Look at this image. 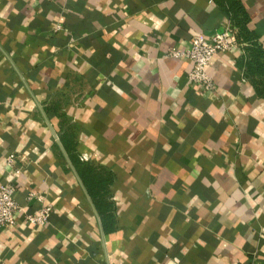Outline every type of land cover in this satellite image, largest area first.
Here are the masks:
<instances>
[{
    "label": "crops",
    "instance_id": "0c3cea01",
    "mask_svg": "<svg viewBox=\"0 0 264 264\" xmlns=\"http://www.w3.org/2000/svg\"><path fill=\"white\" fill-rule=\"evenodd\" d=\"M227 2L0 0V185L23 208L0 264H264V0L213 91L169 54L234 27ZM66 142L111 174V232Z\"/></svg>",
    "mask_w": 264,
    "mask_h": 264
},
{
    "label": "built area",
    "instance_id": "2783aa9c",
    "mask_svg": "<svg viewBox=\"0 0 264 264\" xmlns=\"http://www.w3.org/2000/svg\"><path fill=\"white\" fill-rule=\"evenodd\" d=\"M191 46L186 50L172 49L169 54L172 56L188 57L193 66L189 73L190 80L200 86L203 91H213L215 83L213 78L206 71L210 61L219 53H225L240 45L237 31L231 25L211 35L198 33L192 36ZM12 158V155L9 157ZM83 160H88L84 157ZM17 185L9 182L0 185V229L15 226L16 215L23 210L15 199ZM42 206L34 212L24 216V221L36 227H43L49 223L52 213V206L45 203L42 196H38Z\"/></svg>",
    "mask_w": 264,
    "mask_h": 264
},
{
    "label": "trees",
    "instance_id": "16d2710c",
    "mask_svg": "<svg viewBox=\"0 0 264 264\" xmlns=\"http://www.w3.org/2000/svg\"><path fill=\"white\" fill-rule=\"evenodd\" d=\"M242 0H228V6L226 10L232 17L233 26L238 29V38L240 43L248 42L251 40L252 36L250 30L247 27L248 15L244 11V6L241 3ZM256 43H251L252 48L258 52V57L261 56V51L256 49ZM254 51V52H255ZM257 62H260V59H257ZM251 63V60H250ZM67 151L74 162V165L84 181V184L87 188L89 195L98 209V212L104 222L105 232H111L113 229L114 220L112 219V210L114 208V203L110 199V185L113 182L112 176L110 173L103 171V169L97 167L91 160L84 161L80 160L78 155L74 152L75 148L71 146L70 142L64 143Z\"/></svg>",
    "mask_w": 264,
    "mask_h": 264
}]
</instances>
